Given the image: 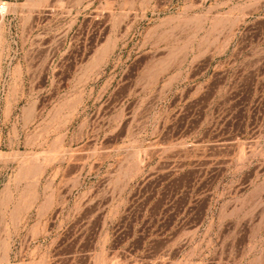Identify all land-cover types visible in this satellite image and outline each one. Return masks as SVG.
I'll use <instances>...</instances> for the list:
<instances>
[{"label":"rangeland","instance_id":"obj_1","mask_svg":"<svg viewBox=\"0 0 264 264\" xmlns=\"http://www.w3.org/2000/svg\"><path fill=\"white\" fill-rule=\"evenodd\" d=\"M1 1L28 17L26 31L0 17V264H264V200L189 197L182 228H165L173 203L147 180L181 167L153 160L148 120L132 118L169 105L160 88L230 45L259 0ZM147 212L154 228L133 229Z\"/></svg>","mask_w":264,"mask_h":264},{"label":"crops","instance_id":"obj_2","mask_svg":"<svg viewBox=\"0 0 264 264\" xmlns=\"http://www.w3.org/2000/svg\"><path fill=\"white\" fill-rule=\"evenodd\" d=\"M247 3L251 1H246L245 6ZM9 5V18L19 23L21 31H26L25 3ZM258 6L259 12L244 15L242 33L228 32L230 45L212 49L213 57L208 63L204 59L187 61L180 68L177 86L173 82L168 86L167 80L160 94L168 98L167 93H172L169 105L155 106L146 115L136 112L132 116L133 122L142 117L148 120L156 144L153 160L159 159L161 150L166 158L163 161L181 167L173 174L166 175L165 171L157 190L156 177L147 180L148 195L152 190L162 191L173 203L171 209L163 212L167 229L182 228L185 209L180 203L189 197L229 200L244 196L264 200V0H259ZM231 19L228 16V22ZM238 38L241 41L233 44ZM129 50L119 47L111 54ZM218 162L229 168L240 165L243 170L225 177L203 174L197 168H209ZM190 171L193 174H188ZM205 214L216 211L210 208ZM147 215V224L138 222L132 228H154L151 214ZM168 215L170 222H166ZM211 223L203 219L200 226Z\"/></svg>","mask_w":264,"mask_h":264},{"label":"built area","instance_id":"obj_3","mask_svg":"<svg viewBox=\"0 0 264 264\" xmlns=\"http://www.w3.org/2000/svg\"><path fill=\"white\" fill-rule=\"evenodd\" d=\"M9 3L8 1H1L0 2V17L4 16L7 17L8 16V11H9Z\"/></svg>","mask_w":264,"mask_h":264}]
</instances>
